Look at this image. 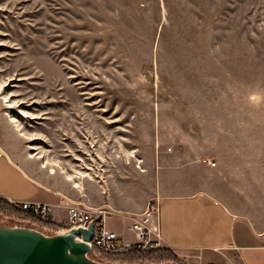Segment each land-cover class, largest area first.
I'll list each match as a JSON object with an SVG mask.
<instances>
[{
    "label": "rangeland",
    "instance_id": "rangeland-1",
    "mask_svg": "<svg viewBox=\"0 0 264 264\" xmlns=\"http://www.w3.org/2000/svg\"><path fill=\"white\" fill-rule=\"evenodd\" d=\"M0 145L119 207L177 175L264 194V0H0ZM27 220L0 206L67 228ZM176 255L155 264H201Z\"/></svg>",
    "mask_w": 264,
    "mask_h": 264
},
{
    "label": "crops",
    "instance_id": "crops-1",
    "mask_svg": "<svg viewBox=\"0 0 264 264\" xmlns=\"http://www.w3.org/2000/svg\"><path fill=\"white\" fill-rule=\"evenodd\" d=\"M176 180L180 186L172 193L158 190L145 204L119 207L106 202L104 196L93 200L82 186L83 191L73 196L67 185L51 186L39 181L0 145V200L12 204L48 203L53 208L54 225L66 221L69 204L83 200L88 207L106 208L107 226L122 233L128 223L125 216L142 212L149 200L158 196L166 249L178 255L198 256L201 264H264L263 193L251 194L242 178L229 176L224 178L223 189L221 184L214 182V186L194 174L177 175Z\"/></svg>",
    "mask_w": 264,
    "mask_h": 264
},
{
    "label": "built area",
    "instance_id": "built-area-1",
    "mask_svg": "<svg viewBox=\"0 0 264 264\" xmlns=\"http://www.w3.org/2000/svg\"><path fill=\"white\" fill-rule=\"evenodd\" d=\"M215 165V162H208ZM24 214L53 223L54 214L50 204L23 201L16 204ZM106 208H92L83 204H69L64 225L86 228L94 225L91 239L92 251L109 255H124L135 252H151L166 249L162 243L160 225V197L149 200L140 213L127 214L128 221L124 232H118L107 226Z\"/></svg>",
    "mask_w": 264,
    "mask_h": 264
},
{
    "label": "water",
    "instance_id": "water-1",
    "mask_svg": "<svg viewBox=\"0 0 264 264\" xmlns=\"http://www.w3.org/2000/svg\"><path fill=\"white\" fill-rule=\"evenodd\" d=\"M93 234V223L53 234L0 224V264H110L91 256Z\"/></svg>",
    "mask_w": 264,
    "mask_h": 264
},
{
    "label": "trees",
    "instance_id": "trees-1",
    "mask_svg": "<svg viewBox=\"0 0 264 264\" xmlns=\"http://www.w3.org/2000/svg\"><path fill=\"white\" fill-rule=\"evenodd\" d=\"M4 203L6 207L20 211L23 215L28 216L27 221L28 222L31 221V223L34 225L37 226L39 225L41 226V228H43L47 224H51L50 222L49 223L44 222L43 220L24 214L16 204H12L7 201H0V206L3 207ZM91 256L95 259H98L99 261L107 262L110 264H155V263L163 262L164 260L176 261V262L179 261L178 256L169 249H160L156 251L140 252V253L135 252L124 255H109V254L99 253L97 251H92Z\"/></svg>",
    "mask_w": 264,
    "mask_h": 264
},
{
    "label": "bare ground",
    "instance_id": "bare-ground-1",
    "mask_svg": "<svg viewBox=\"0 0 264 264\" xmlns=\"http://www.w3.org/2000/svg\"><path fill=\"white\" fill-rule=\"evenodd\" d=\"M45 163H46V162H44V163L42 164V167H46V164H45ZM141 169H142V168H141ZM51 172H52V173L54 172L53 168H51ZM83 175H84V174H83ZM85 175H88V174L86 173ZM85 175H84V176H85ZM84 176H83V177H84ZM73 182H74V181H73ZM79 182H80V181H79ZM75 183H76L77 185L80 186V184H79L78 182H75ZM80 183H81V182H80ZM79 186H78V187H79Z\"/></svg>",
    "mask_w": 264,
    "mask_h": 264
}]
</instances>
